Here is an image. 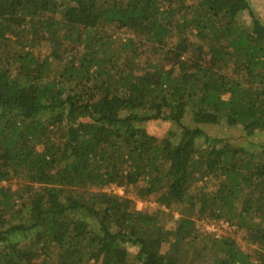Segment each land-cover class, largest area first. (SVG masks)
<instances>
[{"label": "trees", "instance_id": "1", "mask_svg": "<svg viewBox=\"0 0 264 264\" xmlns=\"http://www.w3.org/2000/svg\"><path fill=\"white\" fill-rule=\"evenodd\" d=\"M193 124L263 138L249 0H0V264H264V141Z\"/></svg>", "mask_w": 264, "mask_h": 264}, {"label": "rangeland", "instance_id": "2", "mask_svg": "<svg viewBox=\"0 0 264 264\" xmlns=\"http://www.w3.org/2000/svg\"><path fill=\"white\" fill-rule=\"evenodd\" d=\"M249 2L253 13L264 23V0H249ZM242 17L247 24L250 23L251 18L248 11L244 12ZM170 126L171 125H169V123L163 121L151 122L148 124V131L153 136L163 138L166 137ZM192 127H199L202 129L204 128V130L210 135L216 134L221 137H227L232 143L238 144L240 146L247 145L251 141V139L254 142L264 141V135H262L263 138L256 135L255 137L250 139L246 136L242 128H228L224 124L210 127H203L202 125L197 126L193 124ZM104 191L118 194L124 198H130L134 202H136V207L139 210H144L151 214L156 213L159 209L158 204L153 199L141 200L137 198L134 190L130 191L128 189L111 186L109 188H105ZM198 228L203 232H213L217 236H231L238 240L240 243H243V235L238 232L235 227H230L227 223H215L211 221L202 222L198 225Z\"/></svg>", "mask_w": 264, "mask_h": 264}]
</instances>
